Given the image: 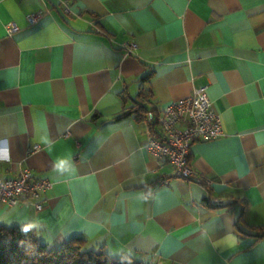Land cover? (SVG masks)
Segmentation results:
<instances>
[{
  "label": "crops",
  "instance_id": "1",
  "mask_svg": "<svg viewBox=\"0 0 264 264\" xmlns=\"http://www.w3.org/2000/svg\"><path fill=\"white\" fill-rule=\"evenodd\" d=\"M204 87L222 135L192 142L179 178L134 111ZM24 168L52 186L0 203V225L35 223L49 247L264 264V0H0V176Z\"/></svg>",
  "mask_w": 264,
  "mask_h": 264
},
{
  "label": "built area",
  "instance_id": "2",
  "mask_svg": "<svg viewBox=\"0 0 264 264\" xmlns=\"http://www.w3.org/2000/svg\"><path fill=\"white\" fill-rule=\"evenodd\" d=\"M43 13L42 10H35L27 14V24H36ZM5 27L9 35L20 29L15 22H9ZM135 47L134 42L123 44L126 53H130ZM205 89H194L187 97L170 101L157 109L152 106L145 112V148L158 159L168 161L173 167L174 175L179 178L187 179L194 173L189 163L191 143L195 140H212L222 135L220 115L214 109ZM39 147L35 144L27 151L31 153ZM197 180L209 184V180L203 177ZM51 186L52 183L47 178L33 176L28 168L21 169L15 176H0V203L17 206L20 202H26L27 197L38 199ZM209 203L222 204L216 198L210 199ZM34 207L41 209V201L35 202Z\"/></svg>",
  "mask_w": 264,
  "mask_h": 264
},
{
  "label": "trees",
  "instance_id": "3",
  "mask_svg": "<svg viewBox=\"0 0 264 264\" xmlns=\"http://www.w3.org/2000/svg\"><path fill=\"white\" fill-rule=\"evenodd\" d=\"M146 110L144 105H140L134 111L135 118L143 122ZM21 225H0V264H146L132 257L109 255L103 247L85 248L83 236L49 247L31 230L26 234L22 232Z\"/></svg>",
  "mask_w": 264,
  "mask_h": 264
},
{
  "label": "clouds",
  "instance_id": "4",
  "mask_svg": "<svg viewBox=\"0 0 264 264\" xmlns=\"http://www.w3.org/2000/svg\"><path fill=\"white\" fill-rule=\"evenodd\" d=\"M35 227V223H25L20 226V230L26 234Z\"/></svg>",
  "mask_w": 264,
  "mask_h": 264
}]
</instances>
